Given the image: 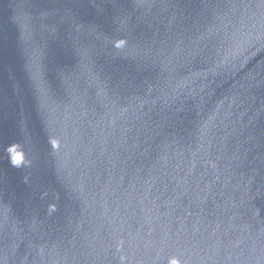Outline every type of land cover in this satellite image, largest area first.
Here are the masks:
<instances>
[{
    "label": "water",
    "instance_id": "obj_1",
    "mask_svg": "<svg viewBox=\"0 0 264 264\" xmlns=\"http://www.w3.org/2000/svg\"><path fill=\"white\" fill-rule=\"evenodd\" d=\"M174 258L264 264V0H0V264Z\"/></svg>",
    "mask_w": 264,
    "mask_h": 264
},
{
    "label": "clouds",
    "instance_id": "obj_2",
    "mask_svg": "<svg viewBox=\"0 0 264 264\" xmlns=\"http://www.w3.org/2000/svg\"><path fill=\"white\" fill-rule=\"evenodd\" d=\"M52 146L56 147L55 142H52ZM9 159L10 163L13 167L20 168L23 165V155L21 153H17L15 155H12L11 152L9 153ZM170 264H179V261L177 259L170 260Z\"/></svg>",
    "mask_w": 264,
    "mask_h": 264
}]
</instances>
